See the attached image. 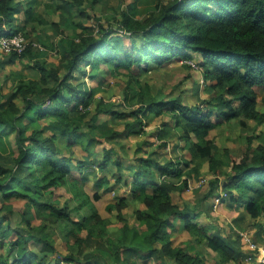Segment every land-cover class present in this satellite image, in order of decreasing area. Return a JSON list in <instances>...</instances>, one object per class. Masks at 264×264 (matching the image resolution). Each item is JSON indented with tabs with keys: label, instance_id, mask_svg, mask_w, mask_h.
Masks as SVG:
<instances>
[{
	"label": "trees",
	"instance_id": "16d2710c",
	"mask_svg": "<svg viewBox=\"0 0 264 264\" xmlns=\"http://www.w3.org/2000/svg\"><path fill=\"white\" fill-rule=\"evenodd\" d=\"M97 1L65 0L63 21L72 20L73 11L84 18L85 6ZM34 2L0 0V32L21 33L28 40L37 23L45 24L34 13ZM116 15L117 28L97 23L95 29L77 21L79 32L57 43L37 36L45 49L59 53L56 64L44 65L31 41L21 55L4 54L0 61L2 66L26 58L39 74L0 96V264H202L188 241L172 245L179 229L213 252L218 264H254L245 257L256 254L247 250L244 255L233 228L256 229L251 238L257 243L264 234V145L229 161L222 183L211 180L196 204L179 206L172 194L187 188L204 164L219 173L222 162L207 139L218 119L264 121L255 99V88L264 89V0H166L139 18L130 4ZM116 30L127 38V48L111 36ZM194 56L211 95L198 104H184L181 95L161 96L136 77L143 64L191 62ZM120 68L128 71L121 102L95 98L106 92L99 77ZM84 78L97 82L89 87ZM153 117H160L149 133L155 149L145 131ZM131 137L136 138L132 158L120 162L121 140ZM173 139V156L156 152ZM80 147L83 156L74 153ZM179 148L188 157L178 155ZM89 180L91 195L84 189ZM121 188L127 194L117 195ZM218 188L226 208L237 212L227 231L207 210ZM59 189L66 194L63 201L54 196ZM109 191L116 193L106 208L119 224L114 232L111 220L93 204ZM128 201L142 206L132 211V223L122 214ZM11 202H21V211ZM35 218L38 225L32 224ZM58 239L63 253L55 247Z\"/></svg>",
	"mask_w": 264,
	"mask_h": 264
},
{
	"label": "rangeland",
	"instance_id": "374dc122",
	"mask_svg": "<svg viewBox=\"0 0 264 264\" xmlns=\"http://www.w3.org/2000/svg\"><path fill=\"white\" fill-rule=\"evenodd\" d=\"M35 9L34 13L39 14L40 18L45 20V24L37 23L34 27V32L28 35V41H32L38 44L42 49L32 47V50L38 54H41L38 58L39 60L44 61L45 64L54 63L56 64L59 61V53L54 51H48L45 49L37 36H41V39L46 43L58 42L59 38L70 37L77 32H79L78 28L75 27V23L77 21H82L83 25L94 27L96 29L97 23H101L104 26L110 25L113 28H117L116 20H113L116 12L118 17L119 10H125L127 6L130 4L132 8L135 10V16L141 17L145 13L146 10L150 9L157 1L165 2L166 0H100L94 3L92 8L85 6L86 8V16L81 18L76 12L70 13L72 16V20L63 21L66 13L63 8V2L65 0H34ZM86 4V3H85ZM84 4V5H85ZM35 25V22L32 24ZM115 38H119V45L122 47H128L127 38H123L120 36L122 34L121 31L116 30ZM97 36V33H95ZM117 36V37H116ZM27 40V39H26ZM21 55V54H20ZM26 59V58H24ZM27 60V59H26ZM197 58L194 56V60L190 61H178V60H170L164 63L161 66H155L152 64H143V72L136 75L137 79L146 83L150 86V88L157 92V94L161 96H177L181 95L182 102L188 106H192L198 104L202 100L210 98V93L208 89V83L206 84L202 80L201 71L197 68ZM187 64V65H186ZM188 65L191 67L189 68ZM195 65V67H193ZM22 66V64L20 65ZM19 67V65H17ZM21 68V67H20ZM103 68V67H102ZM27 70L26 68L24 69ZM128 78V71L120 68L116 70V72H106L103 76H100L98 80H102V88L106 90V92L99 91L94 96L95 98H101L104 100L114 101L116 103H120V93L119 90L122 89L126 80ZM85 83L90 86L96 84V81H90L88 78L83 79ZM81 81V80H80ZM3 84V83H2ZM11 91V87L5 88V92ZM255 99L256 106L260 113H264V89L255 88ZM14 101V100H13ZM46 104V103H45ZM165 120L168 115L164 114ZM89 116L85 118V121L88 122ZM104 120L103 117H100L99 121ZM219 124L209 131L207 135V139L211 141V152L212 154L220 159L222 165L218 167L219 173H214L212 170L208 169L207 164H204L200 169L199 176L192 178L191 180H187V188L182 190L179 193L172 194V200L175 204L179 206L182 203L187 202L190 205L196 204L197 200L208 190L209 182L214 178H217L219 182L224 178L222 173H226L229 171L228 163L234 159H239L242 155L248 153V150L251 148H256V146L263 147L264 145V121L255 125L252 121L244 120V124H240L239 119H233L230 122H225L221 119H218ZM160 123V117H153L151 119V123L145 127V131L148 133V137L146 139L149 142H153L151 149L156 148V144L154 143L153 137L149 135V133H153L155 127H157ZM10 138L12 139L13 133H9ZM248 138H251V142H248ZM134 137H131L127 140H121L122 147L124 148L123 152L118 151V157L120 158V162L126 163L127 160L132 158V152L134 150ZM177 142L176 139H173L168 147H162L156 152H166V156H173L171 152L172 143ZM180 147L182 146V142H178ZM101 145L96 146L95 150L100 151ZM178 155H184L188 157V153L185 149L179 148L177 151ZM74 153L77 156H83L85 153L83 152L82 147L75 150ZM250 154V153H249ZM128 158V159H127ZM126 159V160H125ZM89 172L90 169H87ZM183 178V177H182ZM203 180V181H201ZM89 180L85 182L84 189L85 192L89 195L92 194L91 184L93 181ZM220 188H218L219 194ZM122 192V190L120 191ZM55 197H60V200L63 201V197L66 196L62 189L54 191ZM115 198V192H107L101 197L98 201H93L95 208L98 210L99 214L103 218H109L111 220L109 228H111L112 232H114V228L118 227L113 218L114 214L109 213L107 211V205L112 203ZM207 210L209 207L210 216L213 218V221L216 222L218 226L227 231L230 222L233 216H236V212L231 209H227L225 204L220 199L217 204H215V208L212 207L211 202L208 201ZM128 207L122 210V214L125 216L128 223H132L133 215L132 211L138 206L142 207L139 204H136L133 201H128ZM15 207L19 208V204L15 203ZM115 212V211H113ZM199 221H203L200 219ZM177 224L175 227H179ZM233 231L236 233H245L246 237L248 236V231H239L238 229L233 228ZM256 229L250 230L249 232L253 234ZM115 234L112 233V236ZM251 237V236H250ZM243 239V237H241ZM244 240V239H243ZM173 246H178L185 241H188L189 245L192 246V253L198 254L200 259L202 260V264H218L213 252L207 249L203 244L194 243L193 239L189 237L183 229H179L173 233L172 237ZM242 241V240H241ZM245 241V240H244ZM241 242V246L245 249V242ZM58 246L61 249L62 244L58 242ZM260 246H264V243L258 242ZM184 247V246H183Z\"/></svg>",
	"mask_w": 264,
	"mask_h": 264
},
{
	"label": "crops",
	"instance_id": "0c3cea01",
	"mask_svg": "<svg viewBox=\"0 0 264 264\" xmlns=\"http://www.w3.org/2000/svg\"><path fill=\"white\" fill-rule=\"evenodd\" d=\"M0 61H4V58H5V56H4V54H1L0 53ZM3 56V57H2ZM22 64V66H20ZM17 65H19V67H17ZM21 67V68H20ZM27 69L26 71L24 70V69ZM39 74H38V71L36 70V69H34L33 68V63L31 62V61H29V60H26V59H21V60H15V61H13L12 63H5L4 65H0V96H6V95H8V94H10V92L11 91H15V85L17 84V82L18 81H20V80H24V81H26V80H29V79H35V80H37L38 79V76ZM3 83V84H2ZM7 87H11V91H9L8 92V89H7V91L5 92V88H7ZM14 100V103L16 104H18V106H20L19 105V103H20V100H19V98H14L13 99ZM12 139H13V136H12ZM9 140L11 141V142H13V140H11V138H10V135H9ZM222 181H223V179L220 181V183H222ZM87 182V181H86ZM91 183H92V181H91ZM84 185H85V183H84ZM85 188V187H84ZM90 188H92L93 189V184H91V187ZM122 190V192H120ZM121 190L117 193V195H119V196H121L123 193H126L125 191H124V188H121ZM92 192H93V190H92ZM111 192H113V191H111ZM107 193V192H106ZM114 193V192H113ZM127 194V193H126ZM104 194H102V196H103ZM115 196H116V193H115ZM100 200V199H99ZM114 200H115V198H114ZM114 202V201H113ZM211 202V205H212V200L210 201ZM223 202V201H222ZM15 203H18L19 204V208H16L15 207ZM11 204L13 205V207H14V210L16 211V212H18V211H21V209H22V204H21V202H11ZM209 204V203H208ZM225 204V203H224ZM226 207V206H225ZM236 212V211H235ZM236 216H237V212H236ZM236 216H233V218L234 217H236ZM11 218L13 219V220H16L18 217H16L15 215H12L11 216ZM232 218V219H233ZM32 224L33 225H38L39 224V220L37 219V218H35V219H33L32 220ZM224 230V229H223ZM251 230H253V229H251ZM225 231V230H224ZM250 231V230H249ZM248 231V235L249 236H251V235H253V234H251L250 232ZM235 232V231H234ZM58 242H60L61 244H62V246H61V249H60V247L58 246L59 244H58ZM242 242V241H241ZM240 242V243H241ZM258 242H260V243H264V234L263 235H261V237L258 239ZM242 245V244H241ZM55 247H56V249L59 251V252H61V253H63L64 252V246H63V243L61 242V239H58L57 240V242H56V244H55ZM241 250L244 252V255L247 253V248H243L242 246H241ZM1 251H2V249H0V253H1ZM245 263V262H244ZM31 264H34V263H31ZM254 264H259L258 262H254Z\"/></svg>",
	"mask_w": 264,
	"mask_h": 264
},
{
	"label": "built area",
	"instance_id": "2783aa9c",
	"mask_svg": "<svg viewBox=\"0 0 264 264\" xmlns=\"http://www.w3.org/2000/svg\"><path fill=\"white\" fill-rule=\"evenodd\" d=\"M28 42L29 41L26 40L21 33L7 35L5 33V30L1 31L0 32V53L2 54L15 53L17 55H20L25 50ZM30 44L32 47L42 49L38 44L32 41ZM193 67H195V65H193ZM223 197H225V194L221 192L220 190L218 196L213 198V203H212V205H214L212 207L213 209L215 208V204H217V202ZM238 235L240 236V238L243 237V239L246 241L245 242L243 239H241L242 241L245 242L247 250L254 252L256 254V258H254L253 256L247 255L245 257V261L246 262L254 261V262H258L259 264H264V246H260L257 242H254L249 235H248L249 238H247L245 233H240Z\"/></svg>",
	"mask_w": 264,
	"mask_h": 264
}]
</instances>
